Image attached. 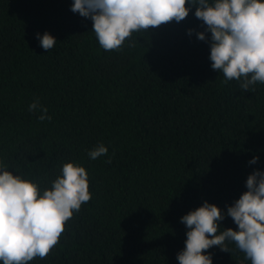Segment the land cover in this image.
Returning <instances> with one entry per match:
<instances>
[{
    "label": "trees",
    "instance_id": "obj_1",
    "mask_svg": "<svg viewBox=\"0 0 264 264\" xmlns=\"http://www.w3.org/2000/svg\"><path fill=\"white\" fill-rule=\"evenodd\" d=\"M72 4L0 0V164L42 192L72 162L91 193L48 256L29 264H178L181 217L204 202L224 214L220 231L237 229L227 207L264 172V84L243 91L212 70L195 6L105 51ZM45 32L52 50L37 39ZM36 100L51 120L28 110ZM98 144L107 155L92 160ZM226 244L229 253H204L212 264H251Z\"/></svg>",
    "mask_w": 264,
    "mask_h": 264
},
{
    "label": "clouds",
    "instance_id": "obj_2",
    "mask_svg": "<svg viewBox=\"0 0 264 264\" xmlns=\"http://www.w3.org/2000/svg\"><path fill=\"white\" fill-rule=\"evenodd\" d=\"M192 6L210 33L212 70L222 73L225 82L241 81L243 91L264 84V0H73L70 10L92 21V32L103 50L119 51L133 33L179 23ZM196 36L200 41L206 38L204 32ZM37 39L45 51L56 45L47 32L42 37L37 34ZM38 108L43 113L40 121L51 120L38 100L28 106L30 112ZM107 152L98 144L88 156L95 160ZM246 189L227 207L236 230L220 231L225 216L207 202L181 217L188 231L185 247L176 257L178 264H212L211 254L204 253L213 246L229 253L226 241L234 243L251 264H264V172L249 175ZM90 199L87 172L72 162L63 164L61 175L42 192L37 184L0 164V262L29 264L35 258L45 259L59 243L67 221Z\"/></svg>",
    "mask_w": 264,
    "mask_h": 264
}]
</instances>
